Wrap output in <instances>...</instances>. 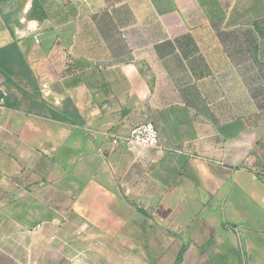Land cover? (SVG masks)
Here are the masks:
<instances>
[{"label": "crops", "instance_id": "0c3cea01", "mask_svg": "<svg viewBox=\"0 0 264 264\" xmlns=\"http://www.w3.org/2000/svg\"><path fill=\"white\" fill-rule=\"evenodd\" d=\"M0 99V264H264V0H0Z\"/></svg>", "mask_w": 264, "mask_h": 264}, {"label": "built area", "instance_id": "2783aa9c", "mask_svg": "<svg viewBox=\"0 0 264 264\" xmlns=\"http://www.w3.org/2000/svg\"><path fill=\"white\" fill-rule=\"evenodd\" d=\"M43 90L47 87L43 85ZM3 99H0V106H2ZM118 143H124L128 147L139 146L159 150L158 133L150 123L141 124L133 128L127 137H112V145L116 146ZM237 232V230H234Z\"/></svg>", "mask_w": 264, "mask_h": 264}, {"label": "rangeland", "instance_id": "374dc122", "mask_svg": "<svg viewBox=\"0 0 264 264\" xmlns=\"http://www.w3.org/2000/svg\"><path fill=\"white\" fill-rule=\"evenodd\" d=\"M254 177L255 178H257L258 179V181L256 180V181H254V183L256 184L257 182L259 183V181H261V178L258 176V175H254ZM264 228V227H263ZM236 244H237V247H238V249H239V251H240V248H239V246L241 245V242L240 241H236ZM241 254V253H240ZM243 255L245 256L243 259H245V261L242 263V264H249V262H248V255L246 254V252L244 251L243 252ZM242 254H241V256H243ZM255 258V257H254Z\"/></svg>", "mask_w": 264, "mask_h": 264}]
</instances>
